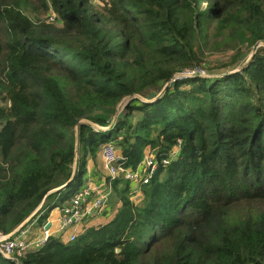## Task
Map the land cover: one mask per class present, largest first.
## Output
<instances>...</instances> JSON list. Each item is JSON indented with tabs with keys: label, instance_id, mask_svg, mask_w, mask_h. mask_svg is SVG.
<instances>
[{
	"label": "trees",
	"instance_id": "trees-1",
	"mask_svg": "<svg viewBox=\"0 0 264 264\" xmlns=\"http://www.w3.org/2000/svg\"><path fill=\"white\" fill-rule=\"evenodd\" d=\"M94 2L0 0V234L41 205L27 224L44 226L106 143L127 169L162 164L137 199L107 177L108 222L0 264H264V45L240 71L176 79L246 60L264 0Z\"/></svg>",
	"mask_w": 264,
	"mask_h": 264
},
{
	"label": "built area",
	"instance_id": "built-area-1",
	"mask_svg": "<svg viewBox=\"0 0 264 264\" xmlns=\"http://www.w3.org/2000/svg\"><path fill=\"white\" fill-rule=\"evenodd\" d=\"M51 19H54V17L51 16ZM202 72L205 73L206 70L191 69L177 74L176 79L190 77L188 75L198 76L201 75ZM110 143L111 144L105 146L103 154L111 174L115 176L121 171L128 180L134 183H149L155 174V163L152 160H149L146 167L141 166L137 168L135 172L131 169H117L114 166L118 161V157L114 153L116 150L114 146L115 142ZM120 162L121 161L119 160L118 165L122 166ZM144 168L145 170L142 172ZM109 194L110 191L104 192V190H100L97 186L88 187L86 190L81 189L76 192V194L70 199L69 203L63 208H60L61 217L59 219V227L56 231H52L48 228L43 231L42 235L32 237L30 226L26 224L8 235L0 234V256L18 261L19 257L24 255L28 250L42 247L51 236H62V233H65L69 231V229L83 223L86 219L96 216L100 209L106 204ZM27 228L29 229L27 230ZM69 232L68 234L66 233V235H68V240L75 241L79 233L75 229H71Z\"/></svg>",
	"mask_w": 264,
	"mask_h": 264
},
{
	"label": "rangeland",
	"instance_id": "rangeland-1",
	"mask_svg": "<svg viewBox=\"0 0 264 264\" xmlns=\"http://www.w3.org/2000/svg\"><path fill=\"white\" fill-rule=\"evenodd\" d=\"M95 2H98L99 1V4L102 6V2H101V0H94ZM93 3V4H98V3ZM263 45V42H261L260 43V46H262ZM237 52H238V50L237 49H231L230 51H219V52H215V51H208V52H206L207 53V57H208V59H207V61H209L210 63H212V66H210V67H215L214 65V63H216V64H219V63H228V61L230 60V61H232L234 58H235V56H236V54H237ZM252 53H253V51L248 55V58L246 59V60H244V61H239L237 64H235V65H233V66H231V67H223L222 69H217L216 71H214V72H210L209 73V70H207L205 73L204 72H202L201 73V75H198V76H203V77H206V78H210L211 76H217V75H220L221 73H231L232 71H240L245 65H247L248 63H249V61H250V58H251V56H252ZM253 58V57H252ZM251 58V59H252ZM196 74H198V73H196ZM188 76H190V77H195V76H193V75H188ZM0 104L1 105H4V104H7L6 102H2L1 100H0ZM108 130H109V128H107ZM107 129H105V130H103V131H108ZM120 139V138H119ZM113 142H115V144H114V146H115V148H116V150H115V155H117V157H118V161L114 164V166L117 168V169H119V168H123V169H127V168H125V167H122V166H119L118 164H119V160L120 161H122L123 160V156H122V153H121V149L119 148V146H118V142L117 141H113ZM108 144H111L110 142L109 143H106V144H104L103 146H102V149H101V155H102V160H103V164H104V167H105V169L107 170V177H110L111 179H115V178H117V177H122V178H124V179H126V180H128V178L124 175V173L123 172H121V171H119L115 176H113L112 174H111V172H110V169H109V167H108V165H107V163H106V161H105V159H104V154H103V152H104V148H105V146L106 145H108ZM156 152H153V153H149V152H147V156L142 160V162H140L139 163V165H138V167L137 168H139V167H141V166H143V167H146V164H147V162L149 161V160H152L155 164H154V166H155V170H154V173H156V171L158 170V168H159V166H160V164H162V161H161V163L156 159ZM120 164H121V162H120ZM136 168V169H137ZM104 169V168H103ZM129 169H131V170H133L134 172L136 171V169H133V168H129ZM144 170H145V168L143 169V171L142 172H144ZM102 172V171H101ZM128 181H130V180H128ZM130 183H134V182H132V181H130ZM134 185V184H133ZM95 186H97V187H99L100 188V190L102 189V190H104V192H107V191H110V194L108 195V198H107V201H106V204L100 209V211L98 212V214L96 215V216H94V217H91V218H89V219H86L83 223H81V224H79V225H77V226H75V227H73V228H71V229H76L77 230V227H79V226H81L82 224H85V223H87L86 225L87 226H89V227H94V226H97L98 224H101L102 222H104V223H106V222H108L109 220H107V215H108V213H109V215H111V218H112V216H113V214H114V211H116V209H117V207H118V205H120V202L118 201V196H117V194L115 193V191H114V189H113V187H112V185L111 184H108L107 185V183H105V184H103L102 186H100V185H89V184H87V185H82L81 186V188L83 189V190H86L88 187H95ZM140 184H137V183H135V188H134V192H137V194L135 195V199H137L138 198V196H140L141 195V190H140ZM104 188V189H103ZM60 207H58V209H59ZM54 210V209H53ZM236 214H238V211L237 210H231V216H235ZM61 217V216H60ZM48 223H50V225H51V220L50 219H47V222L45 223V225L43 226L44 227V229H43V231L46 229V225L48 224ZM37 224V222L35 221L34 222V225H36ZM38 227V226H37ZM43 227H41V228H43ZM81 228V233H83V232H85V229L83 228V227H80ZM29 228H27V230H28ZM71 229H69V231L71 230ZM69 231H67V232H65V233H62L61 235H62V237L64 238V239H66V240H68V235H66V233L68 234V232ZM33 233H34V231H33ZM36 233H38V232H36ZM70 233V232H69ZM66 235V236H65ZM70 235V234H69ZM33 236H36V235H33ZM32 236V237H33ZM3 258H5L4 256H2Z\"/></svg>",
	"mask_w": 264,
	"mask_h": 264
},
{
	"label": "crops",
	"instance_id": "crops-1",
	"mask_svg": "<svg viewBox=\"0 0 264 264\" xmlns=\"http://www.w3.org/2000/svg\"><path fill=\"white\" fill-rule=\"evenodd\" d=\"M105 171L107 172V170L105 169L104 164H103L102 155L100 153V156H99L97 162L90 161V163H89L88 173L86 175V179L87 180H86L85 185L89 184V185H100V186H102L103 184H105L106 180H107V176L106 175L108 173V172L106 173ZM60 216H61L60 208L58 209V207H57V208H55L54 210L51 211L50 216H49L48 219L51 220V225H50L49 228L52 231H56L58 229ZM107 220H108V218H107ZM102 223H104V222H102ZM86 224L87 223L82 224L81 226L77 227V230L76 229L75 230L78 233H81V228L80 227H83L85 230L87 228H89V226H87ZM98 225H100V224H98ZM29 226H30V231H31V233L33 235H42L43 234V229H44L43 226H42L43 228H41L37 224L34 225V223L29 225ZM33 231H34V233H33ZM36 232H38V233H36ZM64 240H66V239H64Z\"/></svg>",
	"mask_w": 264,
	"mask_h": 264
},
{
	"label": "water",
	"instance_id": "water-1",
	"mask_svg": "<svg viewBox=\"0 0 264 264\" xmlns=\"http://www.w3.org/2000/svg\"><path fill=\"white\" fill-rule=\"evenodd\" d=\"M263 45H264V43H263ZM260 47V43L259 44H257L255 47H254V49H253V53H252V56H251V58L255 55V53L257 52V49ZM251 58H250V60H251ZM235 71H232L231 73H234ZM158 96H157V94L155 93V92H152L150 95H149V98L147 99V98H143L146 102H149V101H151V100H154V99H156ZM103 130H105V129H103ZM108 130V129H107ZM69 183H67L66 185H64L63 187H61V188H64V187H66L67 185H68ZM42 206V205H41ZM40 206V207H41ZM40 207L37 209V211L40 209ZM37 211L27 220V221H25L20 227H23V226H25L32 218H33V216L37 213ZM50 227V223H48L47 225H46V229H48Z\"/></svg>",
	"mask_w": 264,
	"mask_h": 264
}]
</instances>
